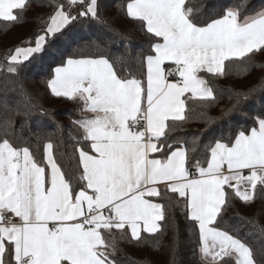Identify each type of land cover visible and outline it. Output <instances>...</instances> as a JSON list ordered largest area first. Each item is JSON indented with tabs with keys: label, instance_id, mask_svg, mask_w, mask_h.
<instances>
[{
	"label": "snow or ice",
	"instance_id": "1",
	"mask_svg": "<svg viewBox=\"0 0 264 264\" xmlns=\"http://www.w3.org/2000/svg\"><path fill=\"white\" fill-rule=\"evenodd\" d=\"M31 3L0 0L3 30L21 22ZM48 7L34 39L10 49L0 70L18 75L45 54L59 61L46 83L53 96L80 107V118L71 121L80 133L74 138L77 163L66 171L50 139L40 157L23 124L18 130L11 116L0 119V264H117L118 238L159 248V238L143 234L162 237L164 224L173 230L167 247L170 264H177L179 227L169 209L179 198L190 232L198 233V264H264V225L247 221L259 247L220 228L233 195L246 204L264 197V113L252 117V127L204 146L203 162L189 158L200 150V136L190 147L169 142L189 112L199 109L205 131L220 119L203 110L217 100L213 80L238 65L247 72L253 57L264 55V7L248 11V0H241L200 21L188 0H127L123 10L144 31L149 48L115 60L103 54L64 59V47L76 40L69 31L76 22H103L99 0H49ZM17 87L23 110L18 106L13 115L39 111L54 120L55 113ZM256 93L264 94V82L233 93L222 116L240 112ZM3 107L9 108L6 100Z\"/></svg>",
	"mask_w": 264,
	"mask_h": 264
},
{
	"label": "trees",
	"instance_id": "2",
	"mask_svg": "<svg viewBox=\"0 0 264 264\" xmlns=\"http://www.w3.org/2000/svg\"><path fill=\"white\" fill-rule=\"evenodd\" d=\"M126 2L127 0H99L103 22L83 18L76 22L69 30L76 40L70 46L64 47L66 53L64 59L88 58L103 54L115 60L121 55L135 57L146 52L149 48L148 37L138 23L127 17L123 10ZM239 3L241 0H188L189 6L198 10L197 16L200 21L213 12H221L225 6ZM48 4L49 0H32L31 7L22 14V21L9 24L7 31L3 30L5 22L0 21V63L3 62V57L10 49L26 46L27 41L34 39L40 30L41 19H46L52 10ZM261 7H264V0H248V11L259 10ZM58 63L59 61L52 63L45 54L43 57L32 60L31 63H25L18 75H10L0 70V119L6 115L11 116L16 121L18 130L23 124V135L28 138L29 146L33 151H37L39 147L40 157L43 154V144L50 139L56 146L55 155L58 162L66 171H71L77 163L73 155L74 138H80L79 130L71 121L79 119L81 114L77 103L53 96L47 87L46 81L51 78L52 69ZM116 68L118 71L122 70L120 64H117ZM242 69L243 65L234 66L226 76L213 80L217 89V100L211 107L203 109L209 116L220 118L211 129L205 131V124L198 118L199 109L188 113L187 122H178L174 126L175 130L171 133L169 142L171 139L188 141V147H190L193 137L200 136V150L196 153H189V158L193 163L196 160L204 161V146L215 138L221 136L227 138L241 128L252 127V117L264 113V94L256 93L242 104L240 112L230 117L222 116L221 110L233 103L230 99L233 93L247 91L254 85L264 82V55L258 54L253 57V66L247 72ZM18 84L22 85L23 89L32 96L34 103L55 113L54 120L42 116L39 111H34L27 118L13 115V110L18 106L23 110L19 105L21 96ZM5 100L9 104L7 110L3 107ZM190 107L194 106L190 105ZM152 199L163 204L169 203L167 199L161 200L159 197H152ZM169 215L170 219L174 215L175 223L179 227L177 264H198V257L193 256L198 233L190 232L191 226L185 219V206L182 198L173 201ZM253 219L260 225H264V197L257 195L252 203L246 204L233 195L227 210L223 213L220 228L239 238L248 239L254 247H259L260 238L254 227L247 223ZM164 232L162 237L143 234L149 241L159 238L162 241V246L159 248L150 246L148 243L137 244L134 241L128 242L118 238V251L114 257L117 264H170L171 255L167 247L173 240V230L170 224H164Z\"/></svg>",
	"mask_w": 264,
	"mask_h": 264
},
{
	"label": "crops",
	"instance_id": "3",
	"mask_svg": "<svg viewBox=\"0 0 264 264\" xmlns=\"http://www.w3.org/2000/svg\"><path fill=\"white\" fill-rule=\"evenodd\" d=\"M80 59V58H79ZM89 115H92L91 113L89 114ZM151 155H153V156H155V157H157V158H160L159 156H157V154H151ZM245 174H247V172H245ZM150 199H152V198H150ZM154 202H158V201H156V200H154V199H152Z\"/></svg>",
	"mask_w": 264,
	"mask_h": 264
}]
</instances>
